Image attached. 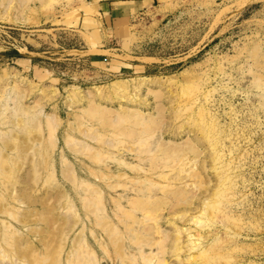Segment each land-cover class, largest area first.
Returning <instances> with one entry per match:
<instances>
[{
	"label": "rangeland",
	"instance_id": "rangeland-1",
	"mask_svg": "<svg viewBox=\"0 0 264 264\" xmlns=\"http://www.w3.org/2000/svg\"><path fill=\"white\" fill-rule=\"evenodd\" d=\"M83 10L0 0V264H264V0Z\"/></svg>",
	"mask_w": 264,
	"mask_h": 264
},
{
	"label": "crops",
	"instance_id": "crops-1",
	"mask_svg": "<svg viewBox=\"0 0 264 264\" xmlns=\"http://www.w3.org/2000/svg\"><path fill=\"white\" fill-rule=\"evenodd\" d=\"M171 0H84L82 16L103 23L128 19L158 6H166Z\"/></svg>",
	"mask_w": 264,
	"mask_h": 264
}]
</instances>
